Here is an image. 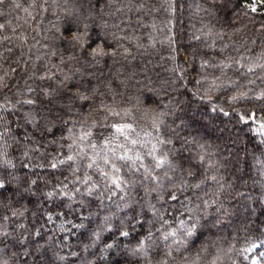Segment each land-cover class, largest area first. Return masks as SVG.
<instances>
[{
	"label": "trees",
	"instance_id": "trees-1",
	"mask_svg": "<svg viewBox=\"0 0 264 264\" xmlns=\"http://www.w3.org/2000/svg\"><path fill=\"white\" fill-rule=\"evenodd\" d=\"M251 1L0 5V264H252L264 253V69L247 71L264 64V0L255 12ZM123 122L141 144L106 127ZM154 123L171 143L158 144ZM152 144L172 165L154 170L159 183L133 174L112 196L86 167L96 153ZM67 155L75 162L60 164Z\"/></svg>",
	"mask_w": 264,
	"mask_h": 264
},
{
	"label": "snow or ice",
	"instance_id": "snow-or-ice-1",
	"mask_svg": "<svg viewBox=\"0 0 264 264\" xmlns=\"http://www.w3.org/2000/svg\"><path fill=\"white\" fill-rule=\"evenodd\" d=\"M34 2V0H33ZM169 2L171 4H175V0H169ZM6 3V0H0V5H4ZM16 7H20L19 3H16ZM3 13L0 12V15H2ZM4 27L3 24H0V29H2ZM197 39H199V37H197ZM93 57H95L96 55H109V53L105 52L103 49H98V48H93L92 49V53ZM115 54V53H112ZM239 63V62H237ZM209 63L207 60L202 61L200 64L201 68H205L208 67ZM218 67L223 66V65H217ZM240 67H244V65H240ZM259 67L261 69H264V64H259L253 67H248L247 71L249 73L255 72L256 68ZM2 77H0V81H2ZM218 79V78H217ZM197 83H200V81H197ZM213 83H215V80L213 81ZM262 97H264V93L261 94ZM78 99H82V100H90L91 97L81 93L77 96ZM235 99V97L233 98ZM27 103L31 104L34 103V101L32 100H28L26 101ZM3 105H0V109H3ZM107 108L106 105H101L100 107V111H104ZM225 115H227V113H224ZM109 115L111 116H115V117H120L121 113L117 112V111H109ZM125 116H128V113H125ZM2 118V117H0ZM242 120H244V117H241ZM248 119H254V114L253 116L249 117ZM244 122H247V120H245ZM69 121H65V124H68ZM106 127H108L112 132L113 135L115 134H119L120 136H122L124 138L125 141H128V143H130L132 146H136L138 144H141L140 139H134L131 138V134L135 133L137 137H139V133L136 131V128L134 126L133 123L131 122H123V123H112L109 125H106ZM264 127V126H262ZM153 128L156 132V139L158 144H167V143H171V141H166L164 139H161L159 137V124L154 123L153 124ZM68 132H72V129L69 128L67 129ZM92 135L91 131L81 135L78 137L79 140L83 141L85 139H87L88 137H90ZM145 136H151L152 133L151 132H145L144 133ZM71 138V137H69ZM111 142V137L108 136H104L102 135V144L103 146L106 148L109 143ZM76 141L75 139H73V143L69 144L68 147L71 148L73 146V144H75ZM143 146V145H141ZM90 147L95 149L97 147V145L95 143H91ZM118 147H124L123 144L119 145ZM109 151H111V157H109L108 153L105 152L103 156L100 155V153H96V156L94 157H88L89 162L86 164V167L89 169H93L94 167L99 171L100 175L102 178H104L106 185L108 187L113 188L114 190L112 191L111 195L115 196L117 195V191H119L120 193L124 192V189L127 188L129 186V180L126 178V176H130L133 174H138L141 181L147 182V181H151L154 183H159V175L157 173H155L154 170L156 169H163L164 165L167 163L169 165V167H172L171 163L168 161L167 159V153H165L163 155V157L157 155L158 153V148L156 144H152L151 148L144 154H141L139 151L135 152V154H130L132 152V149L129 148H125V151L123 154H117V152L115 151V149H110ZM145 158H148L149 164L146 165L145 164ZM75 157L73 155H67L65 159H61L59 161L60 164H64V163H72L75 162ZM100 162L103 163V165L105 166V168L107 170H105V168H101L100 167ZM118 162H119V166H118ZM52 168H56L57 164L56 163H52L51 164ZM78 170V169H77ZM164 176L167 177V172H164ZM91 179V177H87L84 181V183H88V181ZM32 183H35V181H33ZM133 184L136 183L135 180L132 181ZM7 187V185L5 184L3 179H0V195H2L3 190ZM95 187V185H93L92 188L88 189L89 194H91L93 188ZM196 187H199V185H196ZM49 196L52 195V193H48ZM111 197H109L110 199ZM120 199L123 200L124 196L121 195ZM171 200H176L177 197L175 194H172L170 196ZM152 210H153V214H155L156 209L154 206H152ZM164 223H167V221H163ZM181 225L184 224V221H180ZM196 223H193L191 227H188L185 229V234L189 237H191L194 232L196 231ZM129 233L128 232H122L121 235L122 236H127ZM151 233H149L148 239H151ZM170 236H175V232H169L163 235V240L167 241L169 239ZM177 243H180L179 241H177ZM144 245V241L142 240L140 242V246L135 250L136 253H140L144 251L143 248ZM257 245L253 244L252 247L255 248ZM108 247H112V245H108ZM247 251V249H246ZM168 255H171V252L168 253ZM262 256H264V253H261ZM164 264H167V260L164 261ZM252 264H256V261H253Z\"/></svg>",
	"mask_w": 264,
	"mask_h": 264
},
{
	"label": "rangeland",
	"instance_id": "rangeland-1",
	"mask_svg": "<svg viewBox=\"0 0 264 264\" xmlns=\"http://www.w3.org/2000/svg\"><path fill=\"white\" fill-rule=\"evenodd\" d=\"M247 7L251 10V11H262L261 7H260V2L259 1H251L247 4ZM263 253V252H261ZM261 253L253 258V261H256V264H264V261H262V263L260 262V260L263 258V256L261 255ZM252 261V262H253Z\"/></svg>",
	"mask_w": 264,
	"mask_h": 264
}]
</instances>
